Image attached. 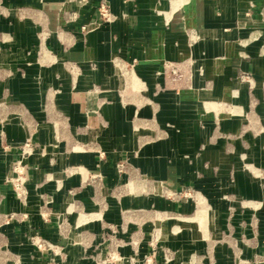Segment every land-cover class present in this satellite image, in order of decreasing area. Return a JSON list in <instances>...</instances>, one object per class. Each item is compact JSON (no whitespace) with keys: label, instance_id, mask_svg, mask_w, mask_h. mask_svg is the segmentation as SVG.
I'll list each match as a JSON object with an SVG mask.
<instances>
[{"label":"crops","instance_id":"0c3cea01","mask_svg":"<svg viewBox=\"0 0 264 264\" xmlns=\"http://www.w3.org/2000/svg\"><path fill=\"white\" fill-rule=\"evenodd\" d=\"M102 2L113 21L81 32L82 27L92 28L99 22L97 6ZM0 8L9 15L0 16V54L12 57L13 62L6 64L9 70L22 72L1 80V89L27 107H36L40 96L27 95L25 88L33 78L43 76L51 87V111L61 119L63 130L61 144L46 150L45 156L52 153L51 159L34 154L26 160L29 184L23 204L4 181L19 159L18 150L3 148L0 134V250L6 246L21 264H93L91 252L104 248L105 239L112 243L142 238L156 215L190 214V203L167 201L159 190H181L204 172L200 146L211 130L198 128L202 117L198 104L249 102L236 81L237 71L252 74L256 85L263 83V63L258 58L247 62L226 58L225 63L222 59L237 52L230 39L239 24V28L256 27L264 22V0H0ZM259 10L260 19L241 21L242 15ZM192 37L199 41L189 48L186 40ZM4 38L8 42L1 44ZM42 52L46 54L38 62ZM187 57L195 64L202 62V76L196 65L189 67ZM113 58L130 64L132 81L141 88L140 97L132 99L136 110L117 103L120 80L109 64ZM164 61L172 62L178 71H189L187 82L171 84L162 76ZM91 88L99 90L97 96L92 94L98 111L85 116ZM251 97L260 102V90ZM121 160L151 182L149 189L119 198L110 193L118 179L114 165ZM70 167H77L79 175L61 178V170ZM245 167L252 170L250 165ZM86 170H97L100 187L84 184ZM243 204L251 207L239 210L237 225L247 231L257 220L260 240L248 248L249 237L234 239L236 257L264 264L263 212L256 210V203ZM196 212L194 219L178 220L198 223ZM5 216L13 218L4 222ZM62 218L68 224L65 238L58 235ZM170 231L178 233L180 225L173 224ZM33 236L59 247L61 256L35 251L30 242ZM119 252L125 255L127 250ZM182 257L191 264L188 249Z\"/></svg>","mask_w":264,"mask_h":264},{"label":"rangeland","instance_id":"374dc122","mask_svg":"<svg viewBox=\"0 0 264 264\" xmlns=\"http://www.w3.org/2000/svg\"><path fill=\"white\" fill-rule=\"evenodd\" d=\"M101 4L105 6L106 19L101 18L98 11ZM101 4L97 6L99 22L91 24L92 28L82 27L81 32L86 33L90 29L98 28L101 24H110L113 21L109 7L103 2ZM1 15L9 16L8 12L3 13L0 8ZM259 16L260 10L249 16L242 15L241 21H248L250 18L258 20ZM239 25L235 30L236 35L230 39V43H233L237 52L230 57L224 56L222 60L224 63L226 58H230V62L241 60L247 62L254 57L261 60L264 69V22L257 23L256 27L249 24L239 28ZM197 41L199 40L193 37L188 38L187 46L190 48ZM244 41L246 44L242 46L241 43ZM5 42H8L7 38L1 40V44ZM44 54L46 53L39 54L38 62L41 61ZM185 60L189 62V67L196 65L198 75L202 76V62L195 64L191 57H187ZM10 62H13L12 57H3L0 54V82L14 72L22 75V72L18 70L8 69L6 64ZM109 62L120 80V86L116 92L118 105L121 108L134 106L136 110L132 99L140 97L141 88L132 81L130 64L117 58H113ZM163 65L164 70L161 74L171 84L178 81L187 82V77L190 76L189 71H178L173 68L172 62L168 61H164ZM89 67L94 68L93 64H89ZM235 78L250 98L249 102L238 104L212 100L208 103L198 104V111L202 116L197 121L198 128L203 130L204 127H209L211 130L206 135V142L200 146V152L204 154V172L199 174L195 182H191L181 190L175 192H169L164 188L159 190L160 196L165 200L188 202L193 207V211L180 216L167 213L156 215L153 226L143 231L144 237L142 238L135 236L128 242L119 240L112 243L105 239L106 246L104 248L100 250L95 248L91 252L90 260L93 264H189L188 257H182L187 249L193 255L191 264H222L221 260L227 264H254L249 259L241 260L236 257L238 249L234 246L236 241L234 239L242 238L243 240L249 237L248 248H252L253 244L260 240L257 232L259 224L257 220L247 227V231H240L243 227L237 225L239 210L244 206L251 207V205H244L243 202L251 201L257 204L256 210L263 212L260 218L264 227V80L261 85H256L252 74L241 71H237ZM25 90L28 92L27 95L34 98L37 93L40 96V102L36 103V107H27L19 99L6 95L0 87L1 141L3 148L15 146L19 154V159L13 162L4 181L21 204L25 202L26 186L27 183L29 184L26 160L34 154H38L40 157L48 156L51 159L52 153L45 156L46 150L57 148L58 144H61L63 131L60 128L61 119L54 116L51 111L50 83L43 76L37 79L33 78L31 85L30 83L26 84ZM259 90L261 99L260 102H256L251 96ZM88 92L90 94L86 99L84 114L85 116L97 115V101H93L92 94L97 96L99 90L91 88ZM35 110H39L38 114ZM44 126L49 127L50 130H43ZM6 128L11 130H4ZM24 145L30 149L26 154H23ZM53 153H57V149ZM97 155L99 158H103V155ZM245 165H250L252 170L246 168ZM76 169L77 167L64 168L60 172V177L79 175ZM114 171L118 179L111 187L110 193L118 196L117 198L134 192H145L152 185L125 160L117 162L114 165ZM86 173L84 184L100 187L102 177L97 170ZM56 185L59 186V182ZM196 210L195 219L198 223L194 220L187 222L178 220L180 218L194 219ZM12 218L13 216H5L4 222ZM173 224L180 225L178 233L171 234L170 229ZM67 226L65 218H62L57 226L58 235L61 238L67 236ZM177 230V227L173 229L174 232ZM120 231L122 230L119 229L118 232ZM138 232L135 230L133 233L137 234ZM172 240H178V243H174ZM262 241L264 247V239ZM30 242L35 251L48 252L54 257L61 256L59 247L50 246L37 236H33ZM120 249H126L127 253L121 255ZM229 258L231 259L230 263L228 262ZM0 264H21V261L16 259L10 249L4 246L0 250ZM49 264L66 263L51 261Z\"/></svg>","mask_w":264,"mask_h":264},{"label":"built area","instance_id":"2783aa9c","mask_svg":"<svg viewBox=\"0 0 264 264\" xmlns=\"http://www.w3.org/2000/svg\"><path fill=\"white\" fill-rule=\"evenodd\" d=\"M105 6H104V4H101L100 6H99V13H100V16H101V18H104V19H106L107 18V13H106V9L104 8ZM30 151V149H28V146L27 145H24V151H23V154H26L27 152H29Z\"/></svg>","mask_w":264,"mask_h":264}]
</instances>
